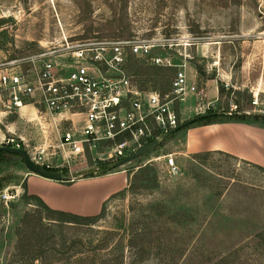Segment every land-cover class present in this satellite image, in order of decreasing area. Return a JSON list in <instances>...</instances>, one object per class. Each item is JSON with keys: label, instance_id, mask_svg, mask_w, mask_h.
Segmentation results:
<instances>
[{"label": "rangeland", "instance_id": "1", "mask_svg": "<svg viewBox=\"0 0 264 264\" xmlns=\"http://www.w3.org/2000/svg\"><path fill=\"white\" fill-rule=\"evenodd\" d=\"M64 38L172 39L173 62L186 66L189 82L202 92L191 96L189 114L175 105L179 124L208 107L245 121L191 126L112 171L124 173L127 185L86 224L49 213L28 189L23 160L1 157L0 264H264V0H0V66ZM126 72L141 89L165 94L175 69L130 58ZM4 123L28 141L29 151L58 143L50 128L43 135L18 117ZM233 123L247 126L246 133L228 128ZM212 126L219 132H199L197 148H188L190 132ZM170 155L180 168L175 176L166 165ZM100 164L115 163L73 160L61 170L72 183Z\"/></svg>", "mask_w": 264, "mask_h": 264}, {"label": "built area", "instance_id": "2", "mask_svg": "<svg viewBox=\"0 0 264 264\" xmlns=\"http://www.w3.org/2000/svg\"><path fill=\"white\" fill-rule=\"evenodd\" d=\"M174 47L167 38L82 43L64 38L45 43L37 55L0 66V148L24 149L35 165L53 171L71 167L73 160L116 163L160 139L179 125L175 105L202 94L189 82L186 66L173 62L169 50ZM158 51L166 53L154 55ZM130 58L175 69L169 91L141 89L126 72ZM9 117L35 123L43 135L50 128L59 137L57 145L29 151L28 141L4 123ZM54 158L62 163L53 165ZM166 165L169 175L180 172L173 156H167ZM84 170L96 173L99 166ZM2 198L12 197L4 193Z\"/></svg>", "mask_w": 264, "mask_h": 264}, {"label": "crops", "instance_id": "3", "mask_svg": "<svg viewBox=\"0 0 264 264\" xmlns=\"http://www.w3.org/2000/svg\"><path fill=\"white\" fill-rule=\"evenodd\" d=\"M212 99V103H215L218 100L217 88ZM192 100L193 98L190 97V99L181 104V107H183L186 114H189ZM22 112L27 113V109H23ZM191 112L193 111L191 110ZM207 128L208 129L199 128L197 129V133H193V131L190 132L187 143L188 148H197L195 140L198 137L199 132L202 134L206 132L205 130L210 129L217 133L220 130V127L217 126ZM228 128H232L233 131L243 129L241 132L246 133L245 128H247V126L240 123H233L230 124ZM215 149L220 150L218 148ZM237 154L238 158L248 160L251 152H248L247 154L239 152ZM26 181L30 193L39 197L48 208L57 212L69 213L79 217H92L98 215L105 202L123 190L127 185V177L122 172H110L94 177H81L72 183L47 180L32 173H28Z\"/></svg>", "mask_w": 264, "mask_h": 264}, {"label": "water", "instance_id": "4", "mask_svg": "<svg viewBox=\"0 0 264 264\" xmlns=\"http://www.w3.org/2000/svg\"><path fill=\"white\" fill-rule=\"evenodd\" d=\"M221 115H223V113L213 112V113L202 114V115L194 117L190 120H187V121L179 124L174 129L170 130L168 133L163 135L160 139L154 140L153 142H151L150 144L139 149L138 151H136L132 155L126 157L125 159H123L121 161L116 162L112 166H109L106 172L110 173L112 171H115L116 169H119V168L125 166L126 164H129V163L143 157L144 155L150 153L151 151H154L155 149H157L161 145V143L163 141H165L166 139L171 137L173 134L177 133L179 130L194 124L198 120H201L203 118L217 117V116H221ZM0 153H5L8 155H16V156L20 157L23 160L27 169L30 171V173L37 175L41 178H44L47 180H52V181H57V182H65L68 179L67 175H65L62 171H48V170H45V169L35 165L31 161L30 156L28 155V153L24 149L2 147V148H0Z\"/></svg>", "mask_w": 264, "mask_h": 264}, {"label": "trees", "instance_id": "5", "mask_svg": "<svg viewBox=\"0 0 264 264\" xmlns=\"http://www.w3.org/2000/svg\"><path fill=\"white\" fill-rule=\"evenodd\" d=\"M207 113H213V111L212 110H208L207 111ZM206 113V114H207ZM229 116V117H228ZM244 115H241V116H237L236 114H232V115H226L225 113L223 114V115H221V116H217V117H210V118H203V119H201V120H198V121H196L194 124H192V125H190V126H188V127H185V128H183V129H181V130H184V129H186V128H189V127H191V126H194V125H197V124H202V123H207V124H210L211 122H213V121H218L219 119H222V118H225V119H228V120H230V121H233V120H235V121H239V122H244L245 120H244V117H243ZM181 130H179L178 132H180ZM177 132V133H178ZM176 134V133H175ZM5 155H8V154H5V153H0V158L1 157H3V156H5ZM108 167H109V165H99V173H97L98 175H104V174H107V169H108ZM53 171H62L65 175L67 174V171H65V170H53ZM94 175V173L93 172H91V173H89L88 174V177H94L93 176ZM97 175V176H98ZM132 185H130V187H131ZM44 204V203H43ZM46 209H47V211L49 212V213H51V214H58V215H60V216H62L63 218V220H61L62 222H64V223H68V224H74V225H79V224H86V223H92V222H94V221H96L99 217H100V215L98 216V217H88V218H85V217H79V216H75V215H71V214H67V213H61V212H55V211H52V210H50V209H48L47 207H46Z\"/></svg>", "mask_w": 264, "mask_h": 264}]
</instances>
